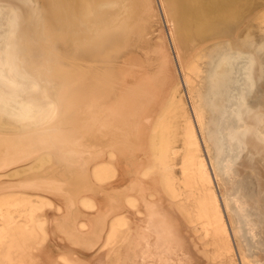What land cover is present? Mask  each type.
Instances as JSON below:
<instances>
[{
    "label": "bare ground",
    "instance_id": "1",
    "mask_svg": "<svg viewBox=\"0 0 264 264\" xmlns=\"http://www.w3.org/2000/svg\"><path fill=\"white\" fill-rule=\"evenodd\" d=\"M244 1L166 0L181 54L229 34L247 16ZM41 2L42 17L26 5L20 12L19 1L5 21L6 6L0 8V178L34 172L16 181V189L0 191V264L29 256L35 257L30 264H239L223 213V205L225 212L232 205L223 194L220 202L214 180L219 184L222 175L212 160L213 174L209 170L179 83L168 105L155 110L168 71L163 67V77L154 81L148 70L158 49L149 37L154 1ZM257 21L243 33L255 41L228 55L207 48L205 68L191 67L204 74L192 108L209 141L216 146V136L222 140L220 154H255L238 185L264 222V133L252 130L236 148L229 135L235 115L264 128V15ZM128 78L134 87L128 88ZM23 162L31 163L2 173ZM93 184L103 187L101 194ZM137 204L146 219L137 218L126 239ZM51 205L57 210L47 216ZM99 205L100 214L91 213ZM51 241L61 249L57 257L49 251Z\"/></svg>",
    "mask_w": 264,
    "mask_h": 264
},
{
    "label": "rangeland",
    "instance_id": "2",
    "mask_svg": "<svg viewBox=\"0 0 264 264\" xmlns=\"http://www.w3.org/2000/svg\"><path fill=\"white\" fill-rule=\"evenodd\" d=\"M6 1H9L8 2L9 5L7 2H6V4H3V5L0 3V8L3 9V6H6V7H4V9H5L4 11L7 12L5 21H8L10 16L14 17L15 10L13 9V5L15 4L16 6H18L20 4L19 1L22 3L21 4L22 6H18L19 7L18 10L20 12H22V10L26 9L23 7V5L24 6L26 5V7L29 6V8H34L37 11H39L41 17L44 15V8H43V4H42L41 0H32L33 2L32 1L29 2V0H23V1L22 0H6ZM69 1L72 3V5L74 4L76 6L80 3H82L84 0H81V1L80 0L79 1L78 0H72V1L69 0ZM241 1H243V0H241ZM245 1L244 2L247 4L246 10H248L247 14H245V15H247V16L244 15L245 16L244 19H242V21L237 24L238 26L237 25L234 26L233 29H231V32L227 35H224L223 37L212 39L206 43L200 44L199 46L195 47L191 51L190 55L185 56L184 54H181V51L179 50V48L177 46L175 36H174L175 32H174V28H173V22L168 17V14L166 11V7H167V4H165L166 0H152L154 10H152L153 16H152L151 22H153V24H151V28L149 30V37H152V40L154 39V41L157 43L156 46H158V49H157L156 54L151 56L152 61H151V65L148 67V70H149L150 75L152 76V79L154 81H158L159 78L163 77V75H161L163 73L162 72L163 67L166 69L165 71H168L167 72V75H168L167 81L168 82H166V84L165 83L161 84V86L165 87V88L160 87V90H158V93L156 92V95L159 94V100H160L159 103H162V105L160 106L158 104V102H155L156 112L160 113L162 108L166 107L168 105V101L175 97L173 94H171V91L173 93V89H174L175 85L177 83H179V85L181 86L180 90L182 92V101L185 103V106H186V109L188 110V112L191 111L189 114L193 118L192 119L193 124L196 128L195 130H196L199 142H201L200 143L201 148L203 150V153L205 154V158H207V160H206L207 164L209 163L208 165L211 168V169L209 168V170L213 174L212 167L210 164V161L212 160L214 163V166L217 168L218 172L222 175L223 181L219 180L220 181L219 184L216 183V180H214L217 193L219 194V197L222 196V194L226 195L227 198L229 197L228 200L230 201V203L232 205V209H229L228 212H227V210H226V212L224 211L225 209H224V205H223V213L225 216V220L228 224L227 226L229 228V234L231 235L230 238H231L232 244L234 245V254H235L236 260L239 261L238 262L239 264H243L242 263L243 260L241 257L244 255L245 257H248L254 263L259 262V263L264 264V222L259 221L253 213L254 206H253V201H252L251 195L249 193L248 194L245 193L242 189H240L241 187L239 188V185H238V181L241 178H243V172L249 170V167L247 165L252 163V161L257 160V158L255 157V154L252 153V151H249L248 155H250V156L247 155V156H245V158L244 157L236 158L235 156L232 157L230 155L220 154L221 147L224 146V144H222L223 143L222 140L220 141V137L216 136V146H214L213 143L209 141V135L207 134L206 130L204 129V127L200 123V121L196 119V116H195L194 110H193L194 108H192V106L198 107V103H199V101H198L199 100L198 90H199V87H201V84H202L201 79L204 78V74H202L203 72L201 74H198L196 71L192 70L191 67L192 66H197V67L199 66L200 70H202V68H205V66H206L205 65V58L201 57L203 52L207 51V48L209 49L210 47L217 46L218 48H222V53H224L225 55H228L231 51H234L236 49H240L243 46H245L247 43L246 41L249 40L248 43H252L256 39V37L255 38L252 37L248 40L244 39L243 33L250 24L257 23L258 22L257 20H259V18H261L262 15H264V0H249V1L245 0ZM250 1H252V2H250ZM256 3L257 4L259 3V4L257 5ZM40 4L42 5V8H41ZM20 7H23V8H20ZM0 11H1V9H0ZM11 12H13L12 15H11ZM4 24H6V23L3 22L2 25H4ZM0 28H2V26ZM261 37L263 38L264 34H263V36L261 35ZM231 44H232V46H231ZM162 54H163V56H162ZM169 59H171L172 62ZM135 69H137V68H135ZM130 71H133V68ZM126 75H127V73H125V75L121 78L120 82H124V80H126ZM173 75H175V77H173ZM188 76H190V77L187 78ZM24 78H26V77L24 76ZM127 80H129V81H127L128 88L135 86L134 83L133 84L131 83L130 78H128ZM209 80H210V76H208V79H206V81L209 82ZM161 89L163 91L162 96H161ZM167 89H169V91ZM123 90L127 91L126 88ZM129 92H131V91H129ZM73 104L74 103L69 101L67 106H72ZM212 104H214V102ZM77 105L80 107L81 104H77ZM58 115L61 117L64 116L63 112H59ZM55 120H56V118L53 119V121H55ZM230 124H229V129H230L229 135H231V141L234 143L233 148H236V146H235L236 141L237 142L239 141L238 140L239 137H241V138L244 137L247 133L251 132L252 130L258 134L264 133V128L262 126L259 125V127L258 126L255 127V126L251 125V123L246 121L245 118L240 117V116L235 115L233 117V119H231ZM244 124H246V125H244ZM145 148H147L146 145H145ZM57 151H59V150L57 149ZM145 152L146 151H141V157L146 158V155H148V154H145ZM208 152H209V154H208ZM240 159H242V160H240ZM31 162H23V163H19L18 165H14V166H11V165L6 166V167L4 166L5 168L2 171V173H9L10 171H13V169L18 168V167H23L24 165H27ZM33 173H34L33 171L28 172L24 175H21V177H10L9 178V176H1L2 179L0 178V184L3 183V185L4 184L5 185L2 186V188H0V191L5 192L8 189H9L8 191L16 189L14 187V185L17 184L19 179H22L23 177H28ZM62 181H66V178H63ZM116 181L117 180L114 179L112 182H116ZM106 185H105L106 187L104 186V188H110L108 186H110L112 184H106ZM178 186L180 187V189H184V186L181 184L180 181L178 182ZM91 188L96 191V194H101V192L103 191V187L98 185V184H93L91 186ZM160 194L161 193H159V195L158 194H155V195H156V197L157 196L160 197ZM228 194H230V195H228ZM161 197H162V194H161ZM152 200H155V199H152ZM221 201H222V199L220 197V202ZM137 205L139 207L136 206L135 209L132 210L133 214H132V212L129 213V218H131V217L132 218L134 217V218L133 219L131 218L132 220L130 219L129 227L125 228L128 230V231L126 230V235H127L126 239H128L132 235V232L134 231V228L136 226L135 223L139 221L137 218H139L140 220H141V218L146 219V217H142V215L145 216L143 214L144 213L143 207L140 204H137ZM240 206L242 209L240 208ZM263 206H264V204H262V208H263ZM48 207L49 208L46 209L47 212L45 213V215H47V216L52 215V213L54 211L56 212V210H57L56 207H53V205L48 206ZM140 209H142V210H140ZM136 210L137 211L139 210V212H141V214L139 212H136ZM90 211H91V213L97 212L100 214V205L97 206L96 208H94L93 210H90ZM85 213L88 214L90 212H85ZM226 213H228V214H226ZM241 213H243V214L241 215ZM130 227H131V229H130ZM188 228L189 227L184 228L183 231L187 230L188 232L186 231L184 233H185V235H188L189 237L194 236L192 238L194 240L190 239L189 242L195 241L196 242L195 246H197L195 249H198L197 239L195 238L196 235L192 229H191V231H192V233H191L190 228L189 229ZM232 228H234V230ZM83 229H86V228H82L81 230H83ZM83 231H87V230H83ZM233 231H235V232H233ZM241 232L243 235L241 234ZM123 239L125 240V237ZM151 239L153 240V238H151ZM59 241H60V244H64L61 240H59ZM103 243H104V240L102 241V243H100V245H102ZM48 245L50 248L49 251L56 253L55 255L57 257V255L59 254V252L61 250L60 247L56 243H54L53 241H51ZM121 245L123 246V240H121L119 245H116L113 252L111 253L112 259H114L116 254L119 252L120 248L122 247ZM83 247H86V245L82 244V248ZM86 248H88V246ZM86 251L87 252H83V253L88 254V252H89L88 249ZM97 251H98V248L97 247L94 248L91 251V253H89V257L94 255ZM27 259H28V261H27ZM32 260L35 263V257L29 256V258H26V257L22 258L16 264H25L27 262H28L27 264H30V262H33Z\"/></svg>",
    "mask_w": 264,
    "mask_h": 264
}]
</instances>
